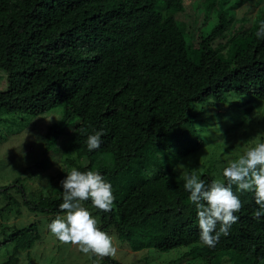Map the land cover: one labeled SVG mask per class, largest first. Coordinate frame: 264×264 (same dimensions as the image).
I'll return each instance as SVG.
<instances>
[{"label": "trees", "instance_id": "16d2710c", "mask_svg": "<svg viewBox=\"0 0 264 264\" xmlns=\"http://www.w3.org/2000/svg\"><path fill=\"white\" fill-rule=\"evenodd\" d=\"M203 6L199 27L183 0H0V71L8 83L0 92V131L8 127L2 113L37 120L63 110L62 119L37 141L40 150L53 151L57 165L52 167L40 155L31 164L23 147L17 157L9 151L13 166L5 160L0 170L7 178L16 177L0 185V206H22L55 219L64 215L59 207L63 169L99 170L112 184L113 206L104 211L90 200L85 206L101 229L132 252L169 254L187 248L192 259L264 262V217H255L254 193L233 185L243 202L236 213L239 220L208 247L199 238L197 209L188 199L184 179L175 171L182 159L203 147L195 130L199 111L204 116L226 104L246 116L264 104V35H257L263 13L251 27L214 45L233 17L225 19L222 0H206ZM213 9L218 21L212 20ZM211 20L214 25L207 34ZM234 94L245 104L229 100ZM71 118L78 124L62 133L61 124ZM100 129L101 146L89 151L86 138ZM163 154L169 164L155 175L151 171H158ZM82 159L87 161L84 166ZM58 168L63 174L55 177ZM197 173L206 182L216 178L208 171ZM30 181L37 183L33 199L24 185ZM48 182L47 190L39 188ZM40 229L39 223L14 227L0 239V245L13 244L1 264H21L17 253L41 241ZM99 257L102 264H120L111 255Z\"/></svg>", "mask_w": 264, "mask_h": 264}, {"label": "rangeland", "instance_id": "374dc122", "mask_svg": "<svg viewBox=\"0 0 264 264\" xmlns=\"http://www.w3.org/2000/svg\"><path fill=\"white\" fill-rule=\"evenodd\" d=\"M221 1V0H218ZM224 2V7L222 8V13L225 15V19L228 17H233L232 23L227 30H224L221 34L216 35L214 39V45L217 43H226V40L234 38V31L243 28L247 29L253 25L256 21V16L262 14L264 15V0H222ZM186 9H191L194 11V21L196 26H202L204 21V10L203 4L206 0H183ZM238 3V7H233ZM216 10H219V6H216ZM197 12H196V11ZM231 11V12H230ZM211 15L213 16V21H218V14L213 9ZM229 13V15H227ZM181 19V18H180ZM207 25V34L211 31L213 21ZM224 52V50H223ZM225 53V52H224ZM7 75L0 71V92H5L7 90ZM231 101H239L242 105L245 102L241 97L233 95L229 98ZM199 117L196 120L195 130L198 136L202 139L203 147L198 151L190 154L189 156L182 159L175 171L176 173L183 177V167L182 164L188 166L190 170L208 171L211 176L216 178L220 177L222 166H225L227 162L231 159H235L241 154L247 147L259 142L260 139L264 140V104L258 109V111H252L245 116L243 111L238 109H228L225 104L222 107L214 108L201 116V111L198 112ZM47 115L43 118L44 115ZM63 110L55 109L51 112L44 113L42 116H38L37 120L18 115H8L7 113H2L1 120H5L7 128H2L0 131V164L1 162L7 160L10 164V155L18 156L20 149L23 147L24 151L32 159L31 164H35L39 161L37 155H40L42 160L49 162L52 167L57 165L56 155H53V151L37 150L35 144L40 138H44V132L49 127V125L55 123L56 120L62 119ZM211 116V117H210ZM71 120V121H70ZM250 120V125L248 121ZM36 122H38V128L36 127ZM79 120L76 118H71L65 123L61 124L60 131L64 129L62 133H65L69 127H75ZM73 125V126H72ZM9 128L11 130H9ZM41 143V142H40ZM9 151H13L8 155ZM166 155L159 157L160 162L158 171L153 172L155 175L163 171V166H167L169 163H164ZM84 164L87 161L81 160ZM13 164V163H12ZM10 164L11 166H13ZM68 166L64 173L71 170ZM27 169V168H26ZM57 172L54 174L58 177L63 171L59 168L56 169ZM27 171V170H26ZM29 172V171H27ZM23 173L24 176L27 173ZM198 174V173H197ZM40 175V173L38 174ZM154 177V175H151ZM16 177V176H14ZM13 176L9 178L6 177L4 173L0 170V185L6 184L14 179ZM40 183V182H39ZM46 183V182H44ZM26 188V194L29 199H33V192L37 190V183L30 181L29 183L24 182ZM39 186L40 189L47 190L51 183L43 184ZM60 187L59 197L62 198V192ZM55 193L54 190L50 192ZM37 198V197H34ZM19 204L21 205L23 201L19 199ZM19 211V212H18ZM20 213V214H18ZM53 219L41 215L32 214L26 212L19 208L17 205L13 207L6 206L2 204L0 206V230L4 228V235L0 236V239L7 238L16 229L28 228L33 223L40 224V234L42 233L41 241L36 244L30 250L18 252L17 256L20 259L21 264H102V258L93 253H82L79 251L78 247L70 243H64L55 237L54 234L48 229V224ZM100 223L98 222V226ZM113 244L116 248L114 255H111L114 260L118 261L120 264H231L229 258H225L226 262H222L220 257H215L214 259H204L203 257H196L192 259L187 256V248L179 249L173 251L169 254H163L159 252L150 253H133L130 251L127 245L120 244L119 240L114 236ZM60 246H62V249ZM13 244L0 245V264L7 260V258L12 253ZM60 250L64 251L63 254ZM58 253V254H57ZM186 255L184 256V254ZM208 260L209 262L205 261ZM259 264H264L261 262Z\"/></svg>", "mask_w": 264, "mask_h": 264}, {"label": "clouds", "instance_id": "9594fccd", "mask_svg": "<svg viewBox=\"0 0 264 264\" xmlns=\"http://www.w3.org/2000/svg\"><path fill=\"white\" fill-rule=\"evenodd\" d=\"M257 35H264V25ZM103 134L104 130L100 129L87 136L89 151L100 148ZM40 144H35L36 151ZM182 167L184 188L197 209L199 238L204 245L214 247L220 235H228L232 225L239 220L236 213L243 207V202L233 191V185L254 193L258 205L255 217H264V142L254 143L237 158L229 160L222 166L220 177L209 182L188 166L182 164ZM60 185L62 203L59 207L64 210V215H57L48 224L51 233L64 243L77 246L82 253L101 257L114 255L113 237L98 226L97 218L84 203L90 200L95 208L109 211L115 199L111 182L99 170L81 171L73 167Z\"/></svg>", "mask_w": 264, "mask_h": 264}]
</instances>
